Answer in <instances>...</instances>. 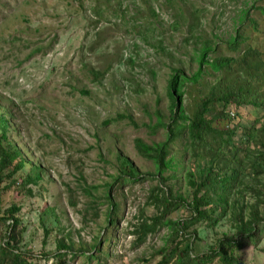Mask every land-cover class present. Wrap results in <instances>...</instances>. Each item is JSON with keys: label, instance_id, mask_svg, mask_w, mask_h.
I'll return each instance as SVG.
<instances>
[{"label": "rangeland", "instance_id": "374dc122", "mask_svg": "<svg viewBox=\"0 0 264 264\" xmlns=\"http://www.w3.org/2000/svg\"><path fill=\"white\" fill-rule=\"evenodd\" d=\"M258 7H264V0H0V113L9 112L13 142L44 170L38 185L4 191L1 208L21 209L17 216L27 228L22 249L34 264H56L52 254L57 241L88 251L98 233L104 234L103 218L82 222L79 185L98 188L94 194H101L116 174L119 157L128 159L142 176L155 171L151 162L139 157L134 140L149 145L165 140L163 129L152 128L159 117L168 122L172 68L184 67L188 76L197 70L196 62L189 60L195 44L214 39L216 53L222 56L240 55L251 46L264 62V16ZM245 9H250L258 28L246 27L247 42L232 52L227 42L236 35ZM197 20V37L185 40L187 25ZM238 76L237 71L219 76L210 72L199 84L186 87L183 106L188 116L213 86L217 93L237 88ZM228 111L234 118L240 114L243 125L263 113L251 106ZM23 174L18 184L26 171ZM181 183H175L177 190ZM153 184L139 182L114 194L121 219L110 257L108 243L101 244L105 264H157L160 250L171 245L170 230L165 229L133 247L137 236L130 225H137L143 214H154L147 208ZM68 187L79 202L77 208L69 205ZM45 210L53 217L43 221L51 232L46 239L41 217ZM189 214L180 209L171 217L184 221ZM6 232L0 225V243ZM200 236L201 249L216 238L208 231ZM252 250L241 252L245 264H264V254ZM259 250H264V241ZM67 264L87 263L78 257Z\"/></svg>", "mask_w": 264, "mask_h": 264}, {"label": "trees", "instance_id": "16d2710c", "mask_svg": "<svg viewBox=\"0 0 264 264\" xmlns=\"http://www.w3.org/2000/svg\"><path fill=\"white\" fill-rule=\"evenodd\" d=\"M257 10L264 16V7ZM239 19L236 35L227 42L232 52L247 42L246 27L258 28L257 21L250 16V9L243 10ZM197 26H201L199 20L187 25L185 40L197 37ZM200 43L195 44L194 56L189 59L190 64H197L191 76L185 73L184 67L172 68L168 82L170 116L167 123L159 117L158 124L152 128L154 132L163 129L165 140L150 145L139 138L134 140L139 157L151 162L155 171L142 176L128 159L119 157L116 174L101 194L95 196L98 188L79 185L84 197L79 212L82 222L96 223L103 218L104 234L102 230L98 233L88 251L85 248L75 250L73 242L57 241V250L52 254L56 264H67L78 257L87 264H105V257L111 256L115 246L114 235L121 219L114 194L139 182L154 183L147 202V208H152L154 214L151 217L143 214L137 225H130L134 228L131 234L137 236L133 247L144 245L150 235L170 230L171 245L160 250L162 258L157 264H245L241 257L244 249L251 248L256 255L264 254V250H259L264 241V62L260 52L251 46H246L240 55L222 56L216 53L218 44L214 39L207 38ZM234 71L239 74L237 88L228 87L217 93L213 86L192 117L188 116L183 106L186 87L199 84L210 72L219 76ZM97 75L94 73L95 78ZM245 106L263 113L243 125L241 115L234 118L231 113L230 116L228 108ZM10 118L8 111L0 113V225L7 228L0 243V264H34V259L22 249L27 228L23 229L17 216L21 209L11 205L2 211L1 197L13 186L38 185L44 170L29 161L13 142ZM217 122L225 125L217 127ZM24 171L26 174L18 184ZM9 180L10 183L4 185ZM172 181L183 183L177 190ZM67 190L70 207L77 208L79 202L74 191L70 187ZM27 192L31 194L30 189ZM180 209L190 213L188 219L172 218ZM48 216L52 217L48 210L41 213L45 239L51 234L43 223ZM219 228L226 230L219 234ZM206 231L216 238L210 247L201 249L200 235ZM102 242L110 246L106 256ZM43 255L51 258L45 252Z\"/></svg>", "mask_w": 264, "mask_h": 264}]
</instances>
